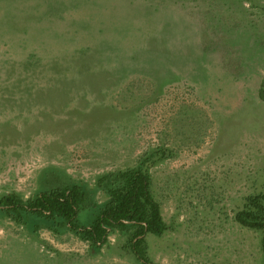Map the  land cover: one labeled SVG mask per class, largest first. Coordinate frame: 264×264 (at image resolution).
<instances>
[{"label":"rangeland","instance_id":"obj_1","mask_svg":"<svg viewBox=\"0 0 264 264\" xmlns=\"http://www.w3.org/2000/svg\"><path fill=\"white\" fill-rule=\"evenodd\" d=\"M142 167L168 226L154 264H264V0H0V199ZM93 212L79 219L89 225ZM0 212V264H143Z\"/></svg>","mask_w":264,"mask_h":264},{"label":"trees","instance_id":"obj_2","mask_svg":"<svg viewBox=\"0 0 264 264\" xmlns=\"http://www.w3.org/2000/svg\"><path fill=\"white\" fill-rule=\"evenodd\" d=\"M108 195L102 204L92 201L89 190L81 183L51 185L30 199L17 194L0 199V212L18 224L43 223L54 232L70 230L100 251L109 242L111 232L133 231L128 247L143 264H154L148 257L147 235L162 237L168 230L160 203L153 192L151 174L142 167L108 173L98 180ZM92 211L94 219L83 225L82 211ZM236 220L244 227L264 231V194L247 198ZM264 257V239L262 240Z\"/></svg>","mask_w":264,"mask_h":264}]
</instances>
